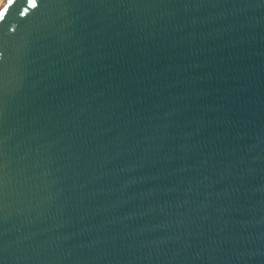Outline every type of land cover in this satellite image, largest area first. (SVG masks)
I'll list each match as a JSON object with an SVG mask.
<instances>
[{
	"label": "water",
	"instance_id": "1",
	"mask_svg": "<svg viewBox=\"0 0 264 264\" xmlns=\"http://www.w3.org/2000/svg\"><path fill=\"white\" fill-rule=\"evenodd\" d=\"M0 264H264V0H5Z\"/></svg>",
	"mask_w": 264,
	"mask_h": 264
},
{
	"label": "bare ground",
	"instance_id": "2",
	"mask_svg": "<svg viewBox=\"0 0 264 264\" xmlns=\"http://www.w3.org/2000/svg\"><path fill=\"white\" fill-rule=\"evenodd\" d=\"M5 0H0V6L2 5V3L4 2Z\"/></svg>",
	"mask_w": 264,
	"mask_h": 264
}]
</instances>
